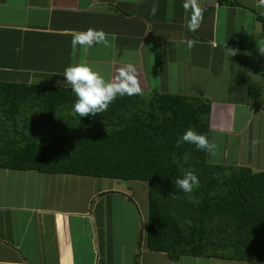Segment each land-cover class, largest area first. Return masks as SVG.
Instances as JSON below:
<instances>
[{
    "label": "crops",
    "instance_id": "1",
    "mask_svg": "<svg viewBox=\"0 0 264 264\" xmlns=\"http://www.w3.org/2000/svg\"><path fill=\"white\" fill-rule=\"evenodd\" d=\"M236 2L0 0V81L63 86L65 68L80 63L114 81L132 63L141 92L210 100L208 138L218 149L207 162L264 171V0ZM89 28L110 46L73 49V35ZM102 179L0 167V264H253L148 250L146 194Z\"/></svg>",
    "mask_w": 264,
    "mask_h": 264
},
{
    "label": "trees",
    "instance_id": "2",
    "mask_svg": "<svg viewBox=\"0 0 264 264\" xmlns=\"http://www.w3.org/2000/svg\"><path fill=\"white\" fill-rule=\"evenodd\" d=\"M75 99L67 86L0 81V167L146 181L148 250L264 262V171L176 146L190 127L208 136L207 97L141 92L88 117L75 113ZM189 170L199 187L184 193L175 181Z\"/></svg>",
    "mask_w": 264,
    "mask_h": 264
},
{
    "label": "clouds",
    "instance_id": "3",
    "mask_svg": "<svg viewBox=\"0 0 264 264\" xmlns=\"http://www.w3.org/2000/svg\"><path fill=\"white\" fill-rule=\"evenodd\" d=\"M195 5V0H193ZM159 10V4L154 2L150 15L155 16ZM200 20L203 18V9H198ZM190 29L195 30L198 24L192 23L189 25ZM73 49L78 46L93 47L97 44H102L105 47L110 46L108 34L103 30H96L89 28L84 32H77L72 38ZM196 41L189 42V47L194 46ZM261 53H264V47L259 46ZM226 54L235 56L236 50L225 48ZM137 70L134 64L128 63L125 67L119 69L115 80H106L104 76L92 66L84 63L77 65H69L65 68L62 83L71 89L76 97L73 108L75 113L80 117L95 116L108 110L109 106L122 96H133L141 93ZM255 147L260 143L258 140H253ZM183 144L194 145L196 150L205 151L208 154L215 156L217 154L218 145L214 140H210L206 134L198 133L194 128H188L183 135L177 140V147ZM175 185L184 193H191L195 188L199 187V179L194 171H186L182 178L175 181ZM173 198H178L172 195Z\"/></svg>",
    "mask_w": 264,
    "mask_h": 264
},
{
    "label": "rangeland",
    "instance_id": "4",
    "mask_svg": "<svg viewBox=\"0 0 264 264\" xmlns=\"http://www.w3.org/2000/svg\"><path fill=\"white\" fill-rule=\"evenodd\" d=\"M102 180H103L102 182L112 185L115 189H119L124 192H127L129 195L134 193V195L137 196V198L144 197L146 194V188H147V186L145 185L146 181L137 180L138 183H136L135 180L134 181H130V180L118 181V180H113L109 178H105ZM116 182H119V183L116 184ZM142 232H143V229L141 230V234ZM253 264H264V263L263 262H257V263L253 262Z\"/></svg>",
    "mask_w": 264,
    "mask_h": 264
}]
</instances>
